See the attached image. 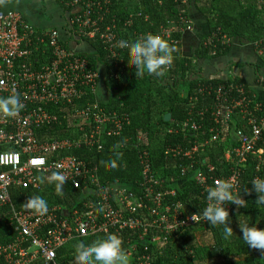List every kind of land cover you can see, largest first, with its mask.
<instances>
[{
  "label": "built area",
  "instance_id": "2783aa9c",
  "mask_svg": "<svg viewBox=\"0 0 264 264\" xmlns=\"http://www.w3.org/2000/svg\"><path fill=\"white\" fill-rule=\"evenodd\" d=\"M111 1L121 0H68L66 6L70 12L61 33L56 29H33L25 24L19 13L0 10V97L19 94L24 105L14 118L0 115V209L5 208L8 226L14 232L12 242L0 246L2 264H58L56 250L73 239L110 233L122 238L124 232H139L142 237L152 228L160 230L162 240L166 242L171 235L182 233L194 224L206 223L199 214H185L180 203H175L174 207L163 205L165 194H154L152 189L163 183L159 185V181L154 180L146 163L142 164L143 189L135 186V193L129 196L121 185L101 187L96 165L88 164L74 155L56 157L64 151H78L93 146L100 150L102 137L116 138L129 124L126 114L106 112L97 100L103 81L108 78L119 80V74L126 64L120 54L126 48L119 46L122 40L114 34L113 24L100 27L107 14L106 7L112 6ZM132 25V16H129L123 26ZM191 29L189 19L177 25L172 20L168 27L158 29V35L180 46L181 38L177 41L172 39L173 33L179 32L183 36ZM223 39L216 32L208 35L210 41ZM87 41H97L103 46L109 55L107 66L114 63L115 73L106 72L103 65L93 69L86 59L79 57L68 45L87 44ZM253 45L259 55H264V39ZM231 92L236 93L237 99L230 98ZM89 95L94 102H90ZM213 95L216 105L209 118L214 125L220 126L222 122L226 124L234 112L246 124L241 130H235V145L224 153V161L229 164L225 177L212 175V166L206 167V176L201 172L193 175L196 186L201 188L205 207L209 203L206 194L210 187L229 181L235 185V192H238L246 168L254 162V169L258 171L264 165V116H257L263 111L261 104L250 97L243 85L234 82L219 86ZM205 115L206 112H198L191 116V120H202ZM194 124L190 130L198 128ZM187 127L188 122L184 124L183 130ZM52 128H68L72 134L64 139H37L38 132L45 133ZM219 135L217 131L210 141H216ZM137 140L140 145V138ZM205 145L206 142L194 144L183 156L189 159L192 154L202 151ZM138 158L147 160L148 152L143 150ZM49 172H61L65 177V185L90 195L94 193V198L83 202L81 210H74L71 214L62 213L59 206H48L44 215L34 214L25 208L16 209L10 189L29 188L38 191L37 175ZM93 188H96L95 192ZM170 195L173 196V193ZM225 206L228 209V205ZM143 209L150 216L146 221L140 217ZM193 215H197L195 221ZM151 242L157 243L153 244L157 246L161 243L158 238ZM134 249L131 246L125 251L128 258L132 257ZM135 262L151 264L152 260L145 254L137 257Z\"/></svg>",
  "mask_w": 264,
  "mask_h": 264
},
{
  "label": "trees",
  "instance_id": "16d2710c",
  "mask_svg": "<svg viewBox=\"0 0 264 264\" xmlns=\"http://www.w3.org/2000/svg\"><path fill=\"white\" fill-rule=\"evenodd\" d=\"M111 5L106 7L107 14L100 27L113 24L114 34L119 40L131 42L148 32L158 35V29L168 27V23L172 20H175L176 25L182 20L186 22L191 7L205 19L209 36L216 32L218 37L222 36L224 39L210 41L208 36L202 38L193 57H183L180 46L170 43L159 35L176 48L171 66L161 77L145 73L138 78L135 75V67L131 64L130 49L121 51L120 54L126 63L123 72L119 74V80L113 81L108 78L103 81L97 100L99 106L106 112L126 114L129 124L116 138L102 137L99 142L100 150H96L97 146H93L78 151H64L56 157L74 155L87 161L88 164L96 165L101 187L111 184L121 185L129 196L135 193V186L138 189L142 188L144 178L142 164L146 163L154 180L159 181V185L163 183L160 187H152L154 194L157 192L165 194L163 205L174 207L175 203H180L185 214H199L205 207V200L200 192L201 188L195 184L194 173L201 172L206 176V167L212 166L214 169L212 175L225 177L229 171V164L224 161V153L235 145L233 134L236 129L241 130L246 121L237 112L233 113L226 124L222 122L220 126H216L210 121L209 114L216 105L213 91L221 85L232 82L243 84V81L234 74L233 78L226 79L214 76L203 77L195 61L210 62L226 56L232 41L237 39L252 44L263 40L264 0H121L111 1ZM129 16H132L133 25L124 27L123 23ZM181 37L182 35L176 32L171 38L177 41ZM87 45L92 52L78 53L79 57L86 59L93 69H96L97 65H103L106 72L110 74L116 72L113 70L114 63L110 67L107 66L109 55L99 42L87 41ZM260 61L264 66V55H261ZM258 85L264 88V81L259 82ZM244 88L256 103L261 104L263 111L257 116L263 117L264 99L254 96L246 86ZM208 89L211 91L208 92ZM236 97L238 96L235 92L230 93V98L234 100L237 99ZM88 98L90 102H94L92 98L90 99V95ZM202 111L206 112L202 120H191V116ZM165 115H170L168 122L163 121ZM186 122L188 129L183 130ZM193 123L198 127L196 130H190ZM217 131L220 134L217 140L210 141ZM71 134L72 131L68 128H52L45 133L38 132L36 137L39 141H48L53 138H68ZM204 142L207 145L202 151L192 154L189 159L183 156L184 152L189 151L194 144ZM143 150L148 152L147 160L138 158V154ZM167 151H181V153L173 154ZM254 165L255 163L252 162L242 174L238 191L241 198L247 202L246 208L227 204L229 226L234 232L231 238L224 239L223 226L211 227L207 222L194 224L182 233L173 234L166 242H163V234L158 229L149 228L142 237L139 236V232L137 234L124 232L121 235L123 249L126 251L131 246L135 247L132 257L128 258L129 264H136L137 257L145 254L151 257V264H264V254L248 248L241 239L242 233L239 229V223H248L249 226L255 225L264 229V206L257 208L255 205L256 193L251 192L248 195L244 193V189L252 188L251 181L255 177L264 179V165L258 171H255ZM51 174L52 172L37 175L38 191L29 188L10 189L16 209H23V204L29 197L39 195L46 200L48 206H59L62 213L71 214L74 210L80 211L83 202H89L94 198V193L90 195L65 184L63 193L58 195L54 190V184L47 182ZM93 190L95 192L96 188ZM170 193H173V196ZM140 217L145 221L150 218L144 209L141 210ZM13 237L14 232L8 226L5 208L0 209V246L12 242ZM103 237L96 235L69 241L56 250L57 263L76 264L75 245L81 241L91 243ZM156 238L160 239V246L151 242ZM0 264H2L1 256Z\"/></svg>",
  "mask_w": 264,
  "mask_h": 264
},
{
  "label": "clouds",
  "instance_id": "9594fccd",
  "mask_svg": "<svg viewBox=\"0 0 264 264\" xmlns=\"http://www.w3.org/2000/svg\"><path fill=\"white\" fill-rule=\"evenodd\" d=\"M2 2L3 0H0V3ZM119 46L130 49L131 64L134 65L135 75L138 78L145 73L161 77L164 71L171 66L173 53L176 51V48L164 38L151 33H146L131 42L122 40ZM23 107L19 94L13 93L0 97V115L6 118L16 117ZM47 182L54 184V190L58 195L63 193L65 177L61 172H53L47 178ZM251 185V189H244L245 195L251 192L256 193L255 205L257 208L264 206V179L254 178ZM239 193L235 192V185L232 182H219L207 190L206 200L209 203L198 215L211 227L223 226L224 239H229L234 234L232 227L229 226V212L225 205L231 203L237 208L247 206V202L241 198ZM23 207L26 211L30 210L39 215H44L48 211L46 200L39 195L29 197ZM195 216L197 215L192 216L194 221ZM239 229L242 233L241 239L247 247L264 254V229L255 225L249 226L248 223H239ZM74 250L76 264H129L128 256L122 247V239L114 233L106 234L103 238H98L91 243L81 241L75 245Z\"/></svg>",
  "mask_w": 264,
  "mask_h": 264
},
{
  "label": "crops",
  "instance_id": "0c3cea01",
  "mask_svg": "<svg viewBox=\"0 0 264 264\" xmlns=\"http://www.w3.org/2000/svg\"><path fill=\"white\" fill-rule=\"evenodd\" d=\"M68 0H3L0 3L1 11H14L21 15L25 24L36 30L56 29L61 33L66 25ZM66 9V10H65ZM189 20L192 23L190 32L181 37L180 51L183 57H193L195 49L202 38L209 34L208 26L201 14L190 8ZM69 47L77 53H91L87 44L68 43ZM257 49L252 43L232 41L229 53L212 61H196L197 68L201 69L203 77H218L221 79L238 76L244 87L253 92L254 96L264 99V88L258 83L264 81V66L260 61ZM225 60V61H223ZM257 66L256 68L252 66ZM234 74V75H233ZM13 203V201H12ZM14 205V203H13ZM15 206V205H14Z\"/></svg>",
  "mask_w": 264,
  "mask_h": 264
},
{
  "label": "water",
  "instance_id": "95a60500",
  "mask_svg": "<svg viewBox=\"0 0 264 264\" xmlns=\"http://www.w3.org/2000/svg\"><path fill=\"white\" fill-rule=\"evenodd\" d=\"M169 119H170V115H165V116L163 117V121H164V122H168Z\"/></svg>",
  "mask_w": 264,
  "mask_h": 264
},
{
  "label": "rangeland",
  "instance_id": "374dc122",
  "mask_svg": "<svg viewBox=\"0 0 264 264\" xmlns=\"http://www.w3.org/2000/svg\"><path fill=\"white\" fill-rule=\"evenodd\" d=\"M187 33V32H186ZM223 61H225V60H223Z\"/></svg>",
  "mask_w": 264,
  "mask_h": 264
}]
</instances>
